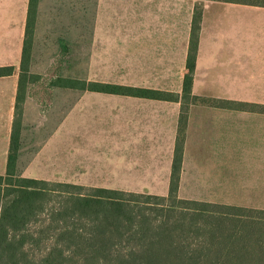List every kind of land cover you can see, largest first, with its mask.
Segmentation results:
<instances>
[{
	"label": "crops",
	"instance_id": "crops-1",
	"mask_svg": "<svg viewBox=\"0 0 264 264\" xmlns=\"http://www.w3.org/2000/svg\"><path fill=\"white\" fill-rule=\"evenodd\" d=\"M140 1H137L135 6H145L148 12L141 14L140 12L143 11L139 12L135 8L136 14L139 15L137 19H140L142 15L147 23L143 36L139 35L138 39L134 37L131 49H127L133 56L131 59L132 73H183L180 77V90L176 91L181 92L182 80L187 72L186 63L192 19L194 10L198 7L202 10V21L193 93L199 96L203 95L196 92L200 73L207 75L209 73H230V79H235L234 84H231L232 89L238 86V89L242 90L243 85L242 91L246 95L243 99L213 97L207 94L202 96L219 100H233L245 105L220 104L218 106L207 103H192L190 105L185 130L179 194L185 198H194L182 195L181 189L187 176L188 128L196 121H216L220 124L219 127L212 124L211 131L208 127H201L197 134L207 136L211 133L213 136H210V140L215 144L211 146V151L198 150L199 152L197 151L195 154L197 159L202 154L203 157L216 159L218 169H221L230 180L233 168L237 165L242 166V160L236 165L232 160H228L234 159L235 155L240 153L237 148L242 150L246 159L255 160L264 157V142L262 143L261 136L264 134V130L261 131L264 128V4L241 0ZM28 3L29 0H0V66L14 65L16 67L14 74L0 77V174H5L7 170ZM82 5L85 7V1L82 2ZM61 14L62 12L57 7L49 6V9H44L42 0H39L31 51L30 71L32 73H37L34 68L36 61L45 62L53 56L50 61L51 63L56 62V67L50 63L46 73H59L63 69L64 62L70 61L75 53L84 56L91 52L88 47L90 44H86L84 40L72 41L68 38L53 41L46 36L38 38L40 30L54 29L68 32L75 30L74 26H70L71 22L68 23V26L62 25L64 22ZM138 27L140 30L139 25ZM69 34L71 33L69 32ZM75 49L77 50L75 51ZM123 69L127 70L128 68L123 67ZM57 88L60 87L51 88L50 94L48 93L49 95L44 97L40 90L38 92V89H35L31 94V87L28 88L24 102L17 160L19 174L38 179L68 182L52 179L59 175L53 173L56 171L59 173L63 168H73L76 165L72 171L67 172L70 169L67 168L65 172L78 175L91 173V179L95 183L83 181L80 184L89 187H106L98 186L99 184L96 182L101 183L103 175L99 176L95 173L108 174L107 180H111L114 174H117L115 169H118L119 177L113 181L119 182V186L113 188L146 189L147 187L129 184L137 182L145 184L146 180L162 181L168 193L181 116V102L127 96L143 100V103L139 105L144 107L139 112L123 116L125 121L129 122L125 123L126 125L124 124L123 127L119 126V138L116 137L109 144L108 141L105 144L100 143L101 145L98 146L75 134L69 133L67 137L58 138L55 136L56 132L46 135L43 133V126L49 125L50 122L54 123L48 115V107L54 105L51 94ZM153 88L162 89L161 87ZM238 89L235 90V93H238ZM248 95H254V97ZM43 101L48 105L47 110L43 109ZM174 105L177 106L175 114L172 113ZM208 110L214 112L211 114H215L217 117H211L210 113H206ZM234 123H241L243 126H258V131L261 134L236 135L234 132L226 137L223 128L233 126ZM54 139L60 142L67 139L68 144L76 143L77 145L67 144L62 147L63 157L55 156L56 147L45 148L44 146V143ZM190 140L197 142L201 141L202 137L193 135ZM112 143L113 145H110ZM224 143L227 146L226 150L220 149ZM113 148L115 151H112ZM97 152L99 154H96ZM162 174L165 177L160 179ZM218 188V191L222 192L229 189ZM215 189L217 187L211 188V190L217 191Z\"/></svg>",
	"mask_w": 264,
	"mask_h": 264
},
{
	"label": "trees",
	"instance_id": "trees-1",
	"mask_svg": "<svg viewBox=\"0 0 264 264\" xmlns=\"http://www.w3.org/2000/svg\"><path fill=\"white\" fill-rule=\"evenodd\" d=\"M264 4V0H241ZM39 0H29L15 117L0 174V264H264V208L179 194L192 103L245 105L193 93L202 21L195 8L181 92L30 71ZM0 66V77L14 74ZM51 88L181 102L171 181L165 195L52 181L17 172L28 88ZM49 93V94H48ZM45 104V101H43Z\"/></svg>",
	"mask_w": 264,
	"mask_h": 264
},
{
	"label": "rangeland",
	"instance_id": "rangeland-1",
	"mask_svg": "<svg viewBox=\"0 0 264 264\" xmlns=\"http://www.w3.org/2000/svg\"><path fill=\"white\" fill-rule=\"evenodd\" d=\"M83 1L86 3L85 7L82 5ZM137 1L140 0H42L44 9H49V6L57 7L62 12V21L64 22L62 25L68 26V23L71 22L72 24L70 26H74L75 30L69 31L71 34L63 30H40L38 38L46 36L53 41L68 38L72 41L84 40L86 44H90L88 47L91 50L90 54L84 56L75 53L70 61L64 62L63 69L59 73L53 74L88 81L96 80L127 85L161 87L162 89L166 88L167 90L175 92L180 90V77L183 73H132L131 71V59H133V56L127 49H131L134 37L138 39L139 35L140 37L143 36L147 21L141 14H147L148 12L145 6L137 5L136 7ZM140 3L142 2L140 1ZM135 8L139 12L143 11L140 12V19H137L139 15L136 14ZM138 25L140 26V30ZM52 58L53 56L45 62L36 61L34 68L37 73H46ZM51 64L56 67V62H52ZM123 67H127L128 69L124 70ZM234 80L230 79V73H209L208 75L206 73H200L196 92L203 94L202 96L207 94L213 97H238L243 99L246 96L242 91L243 85L242 90L238 89V86L232 89L231 84H234ZM237 89L238 93H235ZM53 91L51 99L54 105L48 107L47 103H45L43 104V109L47 110L48 107V115L54 123L51 124L50 122L49 125L43 126V133L46 135L56 132L55 136L58 138L67 137L69 133L75 134L83 137L82 139L91 141L93 145L98 146L101 145L100 143L105 144L108 141L109 144L116 137L119 138V126L123 127L125 123L127 124L129 122L127 120L125 121L123 116L133 112H139L144 107L139 105L143 103V100L119 96L117 94L90 92L73 88L64 89L61 87ZM248 96L254 97V95ZM176 110L177 106L174 105L172 113L175 114ZM166 113H168L167 110ZM206 113H210L209 115L211 117H217V115L211 114L214 113L211 110H208ZM212 124L215 127H219L220 125L216 121L208 122L204 120L196 121V123L188 128L189 152L187 156V176L181 189L182 195L204 200L264 208V157L255 160L246 159L243 156L242 150L237 148V150H240V153H237L234 159L228 160H232L233 164L235 162V165L242 160V166L237 165L233 168L231 180L227 175H224L221 169H218L219 166H217L216 159L203 157L201 153H199L201 155L199 156L200 158L197 159L195 153L198 150H202L203 152L211 151V146L215 144L210 140L211 133L207 136L197 134L201 127L210 128ZM56 128H58L57 131H55ZM258 130V126H243L241 123H234L233 126L223 128L226 137H228V134H233L234 132H236V135H243V133L245 135L261 134ZM263 130L264 128L261 129V131ZM193 135L201 136L202 140L197 142L190 140V137ZM261 136L263 143L264 134H261ZM67 144V139L64 142L54 139L44 143V146L45 148L51 146L56 147L54 155L63 157L62 147ZM68 145L76 146L77 144L69 143ZM110 145H113V143ZM220 149L226 150V143ZM112 151H115V149L113 148ZM96 154H99V152ZM75 167L76 165L73 168H63L59 173L56 171L53 174L59 175L57 178L52 179L77 184L83 181L95 183L91 179V173L82 175L67 173ZM67 168L70 169L65 172ZM115 173L117 174H114L113 179L116 180L119 177V170L115 169ZM95 174L99 176L103 175V181L101 183L96 182L99 184L98 186L110 188L119 186V182L113 181V179L107 180L108 174ZM163 177H165L163 174L160 175V179ZM129 185L147 187L146 189H134V191L155 194L167 193V189H165L162 181L152 182L146 180L145 184L137 182ZM216 187L217 189L215 190L217 191L211 190V188L214 189ZM218 187H226L229 189H225L228 191L222 192L218 191Z\"/></svg>",
	"mask_w": 264,
	"mask_h": 264
}]
</instances>
